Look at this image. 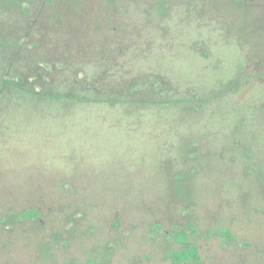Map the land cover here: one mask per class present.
Here are the masks:
<instances>
[{"label": "rangeland", "instance_id": "obj_1", "mask_svg": "<svg viewBox=\"0 0 264 264\" xmlns=\"http://www.w3.org/2000/svg\"><path fill=\"white\" fill-rule=\"evenodd\" d=\"M217 3L220 11L212 5L207 14L163 23L168 32H153L144 13L114 22L111 49L119 67L104 82L157 73L180 96L211 99L173 110L40 101L9 87L2 80L23 77L37 91H63L54 65L72 66L70 37L98 42L107 34L90 35L87 26L66 22L56 42L42 3L25 20L0 16V34L8 29V38H29L22 49H4L0 42V218L26 209L41 215L36 223L0 230V264H170L163 260L167 246L152 229L159 225L165 232L173 213L170 194L174 200L182 194L167 184L162 160L178 155L189 136L200 141L203 163L195 237L201 264H264V194L255 182L249 191L239 164L213 157L241 130L236 137L264 163V81L247 75L264 66V0H248L233 12ZM42 57L51 64L49 74L38 67ZM180 99L174 92L170 100ZM68 216L79 221L65 246L63 229L73 224H66ZM224 229L233 242L221 235ZM56 233L60 242L47 241Z\"/></svg>", "mask_w": 264, "mask_h": 264}, {"label": "trees", "instance_id": "obj_2", "mask_svg": "<svg viewBox=\"0 0 264 264\" xmlns=\"http://www.w3.org/2000/svg\"><path fill=\"white\" fill-rule=\"evenodd\" d=\"M219 1L225 2L227 9L233 12L237 8H243L248 0H0V16L11 14L18 17L19 20L28 19L33 11V6L42 3L47 14L45 17L48 22L49 34L56 42V39L62 36V27H65L66 22L71 26H75V23L83 27L87 26L85 29L92 30L88 33L90 35L95 31L103 33L102 35L107 34L98 42L81 40V42L83 41L81 43L79 42L80 39L70 37L68 49L71 50L72 48L70 47L72 45L75 48L71 54V57L75 59H71L72 66L70 69L65 68L63 61H55L54 65L56 67L54 68L55 71L61 70L60 73L56 71V75L58 74L63 77L61 85L63 91H37L36 88L27 86L23 77H19L17 81L10 78L2 81L9 87L28 93L40 101L65 100L70 104L103 105L110 108L136 105V107L140 108L139 111L147 110L150 106H161L162 108L172 110L175 107L181 109L182 105L190 104V102L201 103V106L207 105L211 100L209 97L204 95V98L201 100L196 95L192 97L190 95L188 97L180 96L179 90L174 88V86L172 88L171 85L168 87L167 84L169 85V82L166 77H162L157 73L147 72L150 74L149 77L145 73L144 77L138 80H133L131 73L126 77L124 82L120 81L112 84L105 83L104 80L111 71H116L119 67L111 49L112 27H114L115 21L119 19L123 20L125 15L135 16V19L138 20L142 18V14L144 13L148 17L147 23L151 30L153 28V32H158V30L168 32L169 29L164 27L163 23L173 18H181L186 14H197L199 16L207 14L208 11L206 12L205 10L212 5L216 11H220V8L217 6V2ZM99 10L103 14L102 16L100 12L98 14ZM88 14L91 17L87 16ZM87 18H90L91 21ZM103 19L106 20L104 24L100 22ZM160 26L161 29H159ZM117 27L116 31L119 30L118 23ZM7 31L9 32L8 29L6 31L3 30L0 34L1 46L4 49H12L14 47L19 49L24 40H29L28 37L19 38L18 36L8 38ZM74 31L79 32L77 28ZM75 39H78V42ZM33 45L38 47L40 43L33 41ZM79 56L80 58H77ZM48 62L42 57V60L38 63V67L49 74L51 73L49 69L51 64ZM45 64L47 65L46 67L44 66ZM92 71L102 72L104 73V77L95 80L92 77L97 74H92ZM86 75H89L91 78L87 80L85 78ZM247 75L251 82L255 80V77L264 81V66L258 67V69H255V72H249ZM32 85H35V83L33 82ZM170 91L172 92L170 93ZM174 92L181 98L180 102L182 103H174L170 100ZM144 93H148L149 96L144 97ZM197 114L198 112L193 113L195 116ZM247 131L252 130L247 129ZM240 132L241 130L235 132L232 136L234 137L232 138L233 140L231 139L224 146H221V152L213 154V157H218L221 161H227L228 163L239 164L243 179L247 182L248 187H250L249 191L252 190L253 183L255 182L260 188V193L263 195L264 163L258 164L254 158V148L245 142L243 137H239L240 135L236 137ZM188 138L183 139L184 144L180 147L178 155H173L162 160V166L167 169V174H165L167 184L171 188H174L173 191L177 194L182 195L180 198L174 200V196L170 194L171 202L169 203V207L172 208L173 213L165 232L161 234L163 227L159 225H154L152 229V232L157 233L162 238V241L165 243L163 247L167 246L163 252V260L170 264L202 263L199 247L195 244V237L199 235L196 229V217L200 197L198 181L203 169L201 143L197 137L189 136ZM175 209L178 210V220L174 217ZM40 217V212L35 209L11 212L7 216L0 218V230L11 231L18 224H33L38 222ZM78 221L79 219L73 216L66 218V224H73L68 229H63L66 235L63 240L65 246L70 245L72 241L70 236H75V227ZM220 233L229 242L234 241V236L228 229H224ZM61 238V234L56 233L47 241L60 242ZM88 264L106 263L105 261L98 263L89 260Z\"/></svg>", "mask_w": 264, "mask_h": 264}]
</instances>
